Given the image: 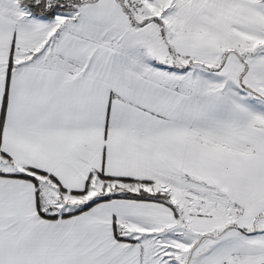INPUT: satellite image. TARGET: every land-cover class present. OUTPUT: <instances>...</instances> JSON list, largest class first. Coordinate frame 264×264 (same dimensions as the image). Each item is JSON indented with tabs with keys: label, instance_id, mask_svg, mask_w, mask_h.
Returning a JSON list of instances; mask_svg holds the SVG:
<instances>
[{
	"label": "snow or ice",
	"instance_id": "6c2138e0",
	"mask_svg": "<svg viewBox=\"0 0 264 264\" xmlns=\"http://www.w3.org/2000/svg\"><path fill=\"white\" fill-rule=\"evenodd\" d=\"M0 264H264V0H0Z\"/></svg>",
	"mask_w": 264,
	"mask_h": 264
}]
</instances>
